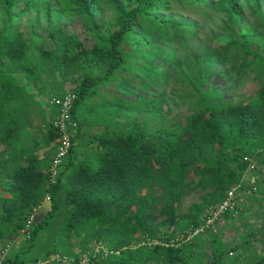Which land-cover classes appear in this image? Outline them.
I'll list each match as a JSON object with an SVG mask.
<instances>
[{
	"label": "trees",
	"instance_id": "16d2710c",
	"mask_svg": "<svg viewBox=\"0 0 264 264\" xmlns=\"http://www.w3.org/2000/svg\"><path fill=\"white\" fill-rule=\"evenodd\" d=\"M252 2L255 25L244 16L243 0H0V243L19 235L24 241L5 261L76 257L104 245L118 254L98 264L243 263L239 254L224 258L261 232H244L229 246V233L218 223L233 213L221 217L215 232L202 234L207 252L195 238L182 237L230 190L240 185L238 192L245 191L248 161L258 164L264 155V82L253 100L237 105H221L212 95L217 85L224 91L231 85L224 66L239 57L238 41H263L264 8L261 0ZM105 9L113 13L109 22ZM214 12L224 15L223 34L177 54ZM251 63L264 70V50ZM123 68L134 75L125 78ZM171 74L199 94L182 126L166 97ZM66 84L76 96V132L51 182L61 135L52 128L57 108L50 101L66 93ZM43 119L49 157L36 150L42 139L21 132ZM193 191L200 192L198 201L181 214L182 199ZM44 199L51 208L28 231ZM60 209L63 221L51 246L41 259L30 258L38 234ZM146 240L158 243L141 245ZM244 261L264 264V252Z\"/></svg>",
	"mask_w": 264,
	"mask_h": 264
},
{
	"label": "rangeland",
	"instance_id": "374dc122",
	"mask_svg": "<svg viewBox=\"0 0 264 264\" xmlns=\"http://www.w3.org/2000/svg\"><path fill=\"white\" fill-rule=\"evenodd\" d=\"M248 1V2H245ZM261 5L264 8V0H261ZM244 4V16L248 23L251 25H255V19L256 16L253 14V2L252 0H243ZM112 11L105 9L104 11V20H107L108 22L112 20ZM224 15L223 14H217V12L212 13L209 16V19L207 21L202 22L198 29V34L194 38L193 41H190L187 45H183L181 47H178L177 54L179 55H187L189 52L195 50L196 48H200L203 45H206L209 38L212 36H220L223 33H221L219 30L223 27V21H224ZM264 25V23H263ZM76 26H78L76 24ZM76 32H80L78 28H75ZM263 30V29H260ZM215 32L214 35L211 34V32ZM264 34V32H263ZM264 37V35H262ZM221 38V37H220ZM239 44H241V51L240 55L235 60H229L225 62V69H228V73L230 75L229 80L231 81V85L228 87L226 91L223 90L224 85H217V87L212 91V95L214 98H216L221 105H237L242 102L251 101L253 100L258 92L259 87L264 82V70L262 68H259V65L251 63V58H253L256 54V52L259 50H264V38L263 41H259L258 38L254 37H247L244 40V43H241L238 41ZM136 56H141V50L138 48L136 51ZM123 76L125 78H130L134 75L133 70H126L122 69ZM218 74L214 76L212 83L214 85L218 84ZM129 83H126L125 86H127ZM154 89H157V87L153 86ZM71 87L66 84V87L64 88V92L70 91ZM225 94V96H223ZM198 92L194 91V89L188 87L185 83L181 82L177 76L171 74L170 78L168 80V83L166 85V97L169 100L170 104V110H171V116L174 118L176 123L178 125H184L186 117L191 113L190 105L195 102L198 97ZM109 96V94H107ZM99 96L93 97V101H98ZM48 103V101H47ZM44 103V106L46 107V104ZM43 114V112H42ZM43 116V115H42ZM41 116V117H42ZM40 117V119H41ZM45 120H42V126L39 127H31L30 124L27 128L22 129V135H25L27 132H30L32 136L39 137L41 140L40 145L36 147V150H40V153L46 154V157H49V154L52 152V149L49 147H45L43 144L45 141H47L46 138V132L47 128L44 125ZM29 130V131H27ZM29 143V142H28ZM95 146V145H93ZM77 148V147H76ZM34 150V149H33ZM31 151V150H29ZM77 153L82 152L83 150L79 151V149H76ZM5 154V156H7ZM52 156H50L51 158ZM4 158V155L0 156V161ZM256 161L258 164L253 162L254 169L248 172L245 177H243V180H241L242 183H246V180L248 179L251 172H255L257 169L264 172V155L257 156ZM264 174V173H263ZM264 181V180H263ZM249 190L248 192L245 190L243 192H238L237 194V202L241 203V206L238 205V211L236 214L233 215V218L239 219V224L232 225L231 227V235L230 232H228L225 229V226L223 227L224 232L229 233L227 235V240L229 241V246H235V244H238L240 241L241 232H248L250 230L254 232H259L263 230L264 232V201L259 202L255 201L258 200L257 198L263 197L264 198V191H260V189L256 188V192H253L251 190V186H248ZM263 194V195H262ZM241 195L245 196L243 197L242 201ZM200 196V192L193 191L191 194L184 196L182 199L180 205H179V212L181 214H184L187 212L188 208L193 202L198 201V197ZM240 197V199H238ZM254 198V199H253ZM50 202L48 199H44L41 203L40 207L36 208L33 212L32 217L30 218L31 225L28 228V231L31 230V228L37 224L39 221L45 218L46 213L50 210ZM239 211L241 213H239ZM63 221V211L60 209L58 212L55 213L52 220L49 222V225L43 229L37 236V241L35 245L33 246L32 250L28 254L30 258L39 257L41 259L43 257L44 252L51 246V243L53 241L54 235L56 231L60 228L61 223ZM224 222V220H222ZM231 236V237H230ZM74 237H71L72 243H74ZM197 245L204 251L207 252V244L209 242L206 235H201L195 238ZM23 236L19 235L16 239H14L11 243L10 242H4L3 244L0 243V255L9 256L13 253H16L18 251L23 250ZM73 248H77L75 244H73ZM264 249V233L263 236L260 237L258 240H252V242L247 245L240 246L238 248V251L233 252L232 255L226 256L224 259L227 261L228 259L236 257V255L239 254L240 260L243 261L244 264V258L248 257L249 260L255 259V255L262 253L259 252V250Z\"/></svg>",
	"mask_w": 264,
	"mask_h": 264
},
{
	"label": "built area",
	"instance_id": "2783aa9c",
	"mask_svg": "<svg viewBox=\"0 0 264 264\" xmlns=\"http://www.w3.org/2000/svg\"><path fill=\"white\" fill-rule=\"evenodd\" d=\"M76 96L71 92H66L59 98H53L50 104L57 108L56 118L52 120V128L56 133L61 135V141L57 146L56 154L52 160L50 166V179L51 182L55 181L57 175L58 166L63 162L64 158L68 155L69 149L72 146V138L76 132V122L71 117V110L74 104ZM245 161L249 159L244 157ZM248 167L243 175H245L254 169V164L251 160L248 161ZM243 177L241 180H243ZM240 185L230 190L225 199L214 210L205 217L204 221L196 228L187 233L186 237H182L183 241H188L198 236H201L204 232L212 230L215 232L216 223L221 217L227 213L236 214L238 211L237 194ZM251 190L256 192V188L251 186ZM157 241L146 240L141 245L157 244ZM118 254L109 250L104 245H96L90 251L86 253H79L76 257L62 255L60 253H51L46 259L39 260L31 264H98L100 260L106 259L109 255ZM0 264H12L5 261V255L0 256ZM29 264V263H22Z\"/></svg>",
	"mask_w": 264,
	"mask_h": 264
},
{
	"label": "crops",
	"instance_id": "0c3cea01",
	"mask_svg": "<svg viewBox=\"0 0 264 264\" xmlns=\"http://www.w3.org/2000/svg\"><path fill=\"white\" fill-rule=\"evenodd\" d=\"M263 173H264L263 171H260L258 169L255 172H251V174L249 175L248 179L246 180V183H247L246 184V186H247L246 191L247 192L249 190V187L248 186H255L256 188L260 189L261 192L264 191V181H263L264 180V174ZM243 197H245V196L241 195V199H240V197L238 199H240V201H242ZM257 199L258 200H255V201H259V202H263L264 201V198L262 196L259 197V198H257ZM238 205L241 206V203H239V201H238ZM239 213H241V212L239 211ZM222 220H223V218L218 223V226L221 227L222 229L225 226V229L228 232H230L232 225L233 226L234 225H237L238 226L239 221H240L239 219L237 220V218H235V217L233 218L232 216L230 218L226 219L227 221L224 220V222H222ZM260 232L261 233H259L258 236L254 237L255 239H253V240H258L260 237L263 236V233H264L263 230L260 231ZM242 233H244V231L241 232V234ZM230 235H231V232H230ZM245 245H247V244H245ZM259 252H264V249L263 250H259Z\"/></svg>",
	"mask_w": 264,
	"mask_h": 264
}]
</instances>
